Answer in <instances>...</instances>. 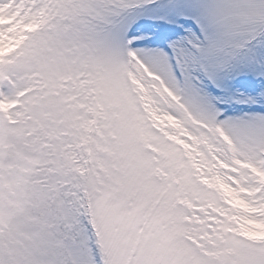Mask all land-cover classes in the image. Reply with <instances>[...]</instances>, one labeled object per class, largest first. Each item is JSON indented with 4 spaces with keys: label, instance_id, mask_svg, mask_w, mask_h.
<instances>
[{
    "label": "snow or ice",
    "instance_id": "1",
    "mask_svg": "<svg viewBox=\"0 0 264 264\" xmlns=\"http://www.w3.org/2000/svg\"><path fill=\"white\" fill-rule=\"evenodd\" d=\"M0 264H264V0H0Z\"/></svg>",
    "mask_w": 264,
    "mask_h": 264
}]
</instances>
